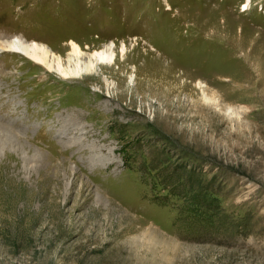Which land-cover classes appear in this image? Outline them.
Wrapping results in <instances>:
<instances>
[{"label": "rangeland", "instance_id": "rangeland-1", "mask_svg": "<svg viewBox=\"0 0 264 264\" xmlns=\"http://www.w3.org/2000/svg\"><path fill=\"white\" fill-rule=\"evenodd\" d=\"M15 38L116 57L0 49V264H264V0H0Z\"/></svg>", "mask_w": 264, "mask_h": 264}, {"label": "bare ground", "instance_id": "bare-ground-1", "mask_svg": "<svg viewBox=\"0 0 264 264\" xmlns=\"http://www.w3.org/2000/svg\"><path fill=\"white\" fill-rule=\"evenodd\" d=\"M248 8V4L243 6V10H247ZM71 46L72 51L67 54L66 66L61 56L53 54L48 47L36 42L27 43L15 38L0 45V49L23 53L33 62H39L49 70H54L64 77H80L84 73L95 72L98 70L97 65L99 62L105 64L112 63L116 57L115 44L113 43H109L103 50L93 53L83 52L74 42H71Z\"/></svg>", "mask_w": 264, "mask_h": 264}]
</instances>
